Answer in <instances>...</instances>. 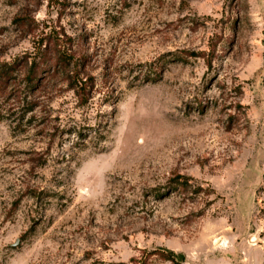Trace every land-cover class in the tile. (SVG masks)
Masks as SVG:
<instances>
[{
	"label": "rangeland",
	"instance_id": "rangeland-1",
	"mask_svg": "<svg viewBox=\"0 0 264 264\" xmlns=\"http://www.w3.org/2000/svg\"><path fill=\"white\" fill-rule=\"evenodd\" d=\"M12 62L0 264H264V0H0Z\"/></svg>",
	"mask_w": 264,
	"mask_h": 264
},
{
	"label": "trees",
	"instance_id": "trees-1",
	"mask_svg": "<svg viewBox=\"0 0 264 264\" xmlns=\"http://www.w3.org/2000/svg\"><path fill=\"white\" fill-rule=\"evenodd\" d=\"M32 63L33 64L28 67L29 72L26 78L30 87H34V81L36 80V78L40 77V75L38 74L39 71L37 72V70L42 69L41 65L38 64L36 60L32 61ZM26 64H16V62H12L10 64H4V66H0V96L2 92L7 90V88L10 86L12 80L11 78L14 77V73H20L27 69ZM56 64L59 63H53V65L49 66L48 70L50 71V74H54L53 72H55ZM77 82V89L85 92L86 85L88 84L87 81H84L80 78ZM78 92L80 93L81 91ZM161 255L163 256V258L171 260L174 264H180L185 260V255L183 253H177L174 250H168L165 253L161 252Z\"/></svg>",
	"mask_w": 264,
	"mask_h": 264
}]
</instances>
